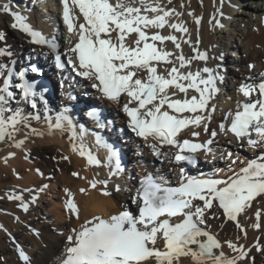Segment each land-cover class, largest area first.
Segmentation results:
<instances>
[{"label":"snow or ice","instance_id":"obj_1","mask_svg":"<svg viewBox=\"0 0 264 264\" xmlns=\"http://www.w3.org/2000/svg\"><path fill=\"white\" fill-rule=\"evenodd\" d=\"M61 3L63 21L73 38L66 53H61L55 35L47 37L34 30L26 22L27 18L14 11L10 3L0 7V11L14 18L13 29L23 31L31 43L46 46L55 54L58 68L70 65L79 76L94 81L92 87L107 100L121 105L129 117L131 130L145 142H150L149 147L157 157L177 165L195 163L199 153L206 157L211 154L215 158L211 145L219 134L229 133L241 146L246 143L250 149L261 150L239 171L230 166L232 174L227 177H218L215 173L190 176L181 166L180 184L166 187L162 179L158 181L148 175L133 199L137 204L136 213L125 208L108 218L93 216L85 220L67 237L69 244L62 264H182L184 259L191 264H242L251 249L232 240L222 244L205 225L209 219L223 216L225 222H233L246 237L247 231L240 217L258 198L264 199V80L241 84L238 91L248 99L237 101L236 109L225 113L218 125L219 133L210 130L208 122L216 110L210 101L219 92L217 81H222L223 76L217 69L207 66L193 69L195 61L206 62L209 57L199 50L198 39L192 41L183 20L173 22L174 17L183 15L182 12L167 7L161 0H61ZM172 3L173 0H167V4ZM189 15L195 16L194 12ZM201 19L195 17V23L199 25ZM215 22L223 26L219 20ZM166 28L171 31L162 34ZM177 32L182 35H175ZM3 41L5 36L0 34V42ZM166 42H171L176 51L167 50ZM184 44L191 46L195 54L186 56ZM62 55L67 56L66 64ZM5 56H13L6 45L0 47V57ZM15 63V60L11 61L12 65ZM4 69H7L6 73ZM31 70L36 71L34 67ZM26 71H16L14 67L0 63V77H4L0 86V142L13 141L16 148H22L28 139L27 134L24 139H16L24 127L30 128L31 135H43L31 127V118L19 106L20 100L34 109L37 107L36 97H39L45 104V112L48 111L44 97L46 89L37 91L36 83L26 78ZM14 76L20 80L15 84L20 90L15 108L9 106L10 100L17 97L10 90ZM181 94L183 98H178ZM67 112L65 109L58 113L54 121L52 117H46L49 133L68 131L73 151L85 157L89 165L102 166L85 143L87 130L75 124ZM87 115L99 127L105 126L98 111L90 110ZM32 118L39 120L40 116ZM196 128H202L209 138L203 142L183 138L185 132L190 137H200L201 132ZM95 143L108 153L106 166L110 169L109 174H119L123 169L118 150L99 134L95 136ZM165 146L169 151H162ZM14 156V152L9 153L4 157L5 163ZM221 158L231 160L232 165L240 160L238 154L234 156L230 151ZM72 175L78 177L79 173ZM107 183V180H93L89 186L95 189L97 184L106 186ZM47 187L43 185L35 193L26 190L31 194L29 200L25 199L23 192L15 191L9 192L7 198L18 201V207L27 212ZM65 192V209L79 219L80 208L74 194L70 189ZM80 192L86 193L87 189L81 188ZM103 194L109 193L104 191ZM255 217L257 222L252 227L259 230L264 211L257 210ZM225 244L233 255L224 252ZM254 246L264 251L259 240ZM16 250L24 264H32L22 246L17 244Z\"/></svg>","mask_w":264,"mask_h":264},{"label":"bare ground","instance_id":"obj_2","mask_svg":"<svg viewBox=\"0 0 264 264\" xmlns=\"http://www.w3.org/2000/svg\"><path fill=\"white\" fill-rule=\"evenodd\" d=\"M14 1L18 2L21 7L17 9L12 4L10 5L12 9L25 16L26 22L34 30L43 34L55 35L61 46L66 45L67 49L72 46V38L61 34L60 28L66 30L67 28L62 25L60 12L56 13V8L49 10V7L54 6L50 0L38 1L42 4L40 6L44 7L42 11L47 10L49 18H53H51L52 21L45 15L43 17L40 14L41 11L35 8L37 2L34 7L30 5L34 0L32 2H28V0H0V7ZM161 3L169 8L175 7L177 11L183 13L179 18L174 17L173 22L183 20L189 28L192 41L195 42L198 39L199 50L206 52L209 57L206 62L195 61L193 69L207 66L217 69L223 76L222 81H217V87L219 91L222 90L224 97H219V93L215 94L211 105H215L216 110L211 113L212 119L208 122L209 129H215L219 133L218 125L225 113L235 110L237 101L247 98L238 91L240 85L264 79V0H173L172 4H167V0H161ZM181 4L184 7H181ZM24 5L25 7H23ZM48 5L49 7H47ZM190 12H194L195 16L189 15ZM213 16H215V20ZM195 17H202L199 25L195 23ZM42 18H46L45 21H42ZM32 20L36 22L38 28H35ZM216 20H219L223 26L217 25ZM12 23H14V18L10 14L0 11V34L5 36V41L0 42V47L6 45L13 53L12 59H16V62H22L26 57L31 61L37 60L44 66V74L51 79L52 88H40V91L45 89L48 91L49 94L44 92V97L48 101L47 105L54 110L50 114L49 111L45 112V104L39 97H36L37 107L34 109L27 102L20 100L19 106L24 109V114L31 118V127L43 135H31L30 128L24 127L16 136L17 140H21L26 134L28 135L22 148L14 147L13 141L0 142V225H3V229H0V264H24L16 250L17 244L28 253L32 264H58L65 255V249L69 244L67 236L73 234L72 230L78 229L85 220L93 216H109L120 212L128 205L135 204L133 199L137 192L133 190V187L136 185L126 177L122 178L128 181L125 183L127 187L125 193L109 185L97 184L95 189L89 186V182L104 181L111 175L107 173L106 165L103 162L108 153L95 143L97 130L100 129L97 122L86 117V108L81 113L80 110L71 107L76 101L89 102V98L86 96L87 92L84 91V84L80 80L71 78L65 70L61 72L53 64H50L48 62L51 57L50 51L46 46L31 43L30 37L23 31H11L9 24L11 26ZM170 31L166 28L162 34L167 35ZM174 34L182 35L178 32ZM165 47L169 51H176L171 42H166ZM182 47L186 56L195 54L191 46L184 44ZM229 47L237 51L238 54L226 52ZM65 58L67 59L66 55ZM0 63L9 65L11 59L7 56L0 57ZM231 63L235 66H231ZM250 65H254V67H250ZM33 73L34 71H31V74ZM63 74L73 81L70 89L59 81V77L61 78ZM53 76H57L56 80L52 78ZM57 87L60 88L58 91L60 90V93L64 95L65 98L62 101L66 105L61 106L53 99L52 92ZM73 90L78 93L77 100L66 93ZM16 94V99L9 102L10 107L18 106L19 92ZM110 108L115 109H109V114L119 116V123L122 124H107V129L110 130L114 140L123 142L122 148L127 154L124 173H127L129 168L130 170L134 168L139 181L145 173L154 170L156 165L162 164V171L172 173L176 171L174 163H169L163 157L153 156V151L149 147L150 142L146 145L135 134L130 135L128 129L123 126V122L126 120L123 110L118 108L117 104H113ZM65 109L68 110L67 114L73 118L75 124L83 126L87 130L85 143L88 147L97 150L101 156L102 166L89 165L85 157H81L78 152L73 151L68 131L55 130L49 133L46 117L50 116L54 121L55 116ZM207 114L205 113V115ZM36 115L40 116L39 120L32 118ZM195 130L201 132L200 138L203 140L209 138V134L203 132L202 128ZM232 138L228 134H219L216 137V142L211 145L216 153L215 158L213 156L206 158L204 164L201 163L204 170L214 171L217 175L221 174L222 177H227L232 174L229 171L230 166L233 170L239 171L261 151L248 148L246 143L241 146ZM133 144L136 145L134 153L130 148ZM162 151H169V149L164 147ZM228 151L232 152L234 156L237 154L240 156V160L235 165H232L231 160L221 158L222 154ZM12 152L15 153V156L9 157L5 163L4 157ZM62 157H68V159ZM101 168L103 169L99 171ZM74 172H78L79 176H73ZM124 175L127 176V174ZM120 178L115 177L112 180H120ZM43 185H48L47 189L39 193L37 201L30 206L27 212L18 207V201L7 198L9 192L15 191L23 192L25 199L29 200L31 194L26 190H32V193H35ZM81 188L87 189V192L81 193ZM65 189H70L74 194L80 208L79 219H76L65 209L64 202L67 198ZM104 191L109 194H103ZM257 210L264 211V199L258 198L247 213L240 217V222L247 231L246 237L233 222H225L223 216L219 219H209L205 225L206 229L216 235L222 244L232 240L251 249L248 258L242 264H264V251L257 250L254 246L257 240L264 245V217L260 221L261 229L257 230L252 227L257 222L255 217ZM223 250L228 255L234 254L226 244ZM182 264H191V262L184 259Z\"/></svg>","mask_w":264,"mask_h":264},{"label":"rangeland","instance_id":"obj_3","mask_svg":"<svg viewBox=\"0 0 264 264\" xmlns=\"http://www.w3.org/2000/svg\"><path fill=\"white\" fill-rule=\"evenodd\" d=\"M13 1V0H12ZM25 1V0H24ZM29 2H32L33 0H28ZM253 1V0H252ZM34 2H35V0H34ZM33 2V3H34ZM37 2V6H35V8H37V10H39V11H41V13L40 14H42V16L43 17H47V19L49 18V16L50 15H48V11L46 10V11H42V9H44V7L43 6H40V5H42L38 0L36 1ZM17 3V4H16ZM14 5V7L15 8H17L18 9V7H21L19 4H18V2H16V1H14L13 3H11L10 5ZM33 7H34V5H32ZM23 7H25V5L23 6ZM47 7H49V5L47 6ZM55 9V7L53 6L52 8H50L49 7V10H51V9ZM24 10V9H23ZM30 10V9H29ZM44 13V14H43ZM45 15V16H44ZM52 17H50L49 19L52 21V19H51ZM45 19L46 18H42V21H45ZM33 21V20H32ZM40 24V23H39ZM9 27H10V29H11V31H16L15 29H13L11 26H10V24H9ZM230 54V53H229ZM238 54V53H237ZM50 76V75H49ZM52 76V75H51ZM65 78V79H64ZM54 80H56L55 78H54ZM59 81H61V83L66 87L67 86V88L68 89H70V87H71V85H72V83H73V81L72 80H70V78L69 77H67V75H65L64 76V74L63 75H61V78L59 77ZM67 81V82H66ZM68 83V84H67ZM71 83V84H70ZM58 89H60L59 87H57L56 88V90L54 91V95L52 96L53 97V99L55 100V101H57V102H59L60 104L59 105H61L62 106V104L63 105H66V104H64L63 103V101L62 100H64V95H62V93H60L61 91L59 90L58 91ZM57 91V92H56ZM226 91V90H225ZM86 96H87V94H86ZM62 102V103H61ZM47 103H48V101H47ZM47 108H48V111H49V114L52 112V110H54V109H51L50 107H49V105H47ZM79 112H81V113H83L84 112V109H81ZM74 113H76L75 111H74ZM134 145V144H133ZM92 151H94L95 153H97V155H99L98 154V152H97V150L95 151V149H93L92 147H89ZM100 155H99V160H100ZM101 162H102V160H100ZM103 162H105V161H103ZM131 167H132V165H131ZM134 171L135 172V169L134 168H131V170H130V168H129V171L127 172V173H124L125 171H122L124 174H127V176L126 175H124L123 173H121V178H120V180H112V182H114V183H117V182H119V186H118V188H116L115 186H113L114 185V183H111V184H109V186H113V188H115L116 190L117 189H120V191H122V193H125V191L127 190V187H126V185H125V183L126 182H128L127 181V179H122V178H126V177H128L129 178V181H131V182H135V180H133V176H132V172ZM130 173H132V174H130ZM134 175V177H136V174H133ZM114 179V178H113ZM122 180H123V182H122ZM116 185V184H115ZM108 186V185H107Z\"/></svg>","mask_w":264,"mask_h":264}]
</instances>
